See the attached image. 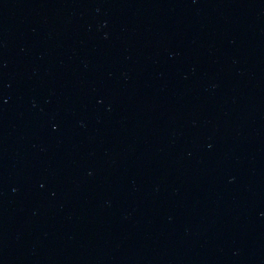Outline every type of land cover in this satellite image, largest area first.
Masks as SVG:
<instances>
[{"label":"water","instance_id":"95a60500","mask_svg":"<svg viewBox=\"0 0 264 264\" xmlns=\"http://www.w3.org/2000/svg\"><path fill=\"white\" fill-rule=\"evenodd\" d=\"M0 264H264V0H0Z\"/></svg>","mask_w":264,"mask_h":264}]
</instances>
